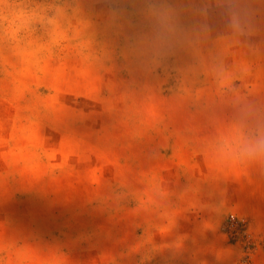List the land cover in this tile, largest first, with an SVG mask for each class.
<instances>
[{
  "label": "rangeland",
  "instance_id": "obj_1",
  "mask_svg": "<svg viewBox=\"0 0 264 264\" xmlns=\"http://www.w3.org/2000/svg\"><path fill=\"white\" fill-rule=\"evenodd\" d=\"M259 130L264 0H0V264H264Z\"/></svg>",
  "mask_w": 264,
  "mask_h": 264
},
{
  "label": "clouds",
  "instance_id": "obj_2",
  "mask_svg": "<svg viewBox=\"0 0 264 264\" xmlns=\"http://www.w3.org/2000/svg\"><path fill=\"white\" fill-rule=\"evenodd\" d=\"M234 27H239V21H234ZM241 152L248 157H264V130L251 135L241 145Z\"/></svg>",
  "mask_w": 264,
  "mask_h": 264
}]
</instances>
